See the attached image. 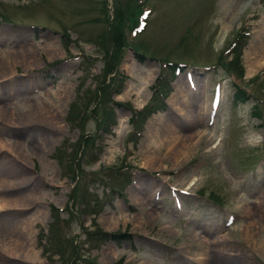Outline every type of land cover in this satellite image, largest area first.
<instances>
[{
    "label": "rangeland",
    "instance_id": "374dc122",
    "mask_svg": "<svg viewBox=\"0 0 264 264\" xmlns=\"http://www.w3.org/2000/svg\"><path fill=\"white\" fill-rule=\"evenodd\" d=\"M135 3L149 11L131 36ZM117 9L132 14L109 75ZM181 91L206 102L194 126L163 106ZM167 126L195 139L179 163ZM0 204V264H264V0H0Z\"/></svg>",
    "mask_w": 264,
    "mask_h": 264
},
{
    "label": "trees",
    "instance_id": "16d2710c",
    "mask_svg": "<svg viewBox=\"0 0 264 264\" xmlns=\"http://www.w3.org/2000/svg\"><path fill=\"white\" fill-rule=\"evenodd\" d=\"M135 6H136V9H134V15L131 16V18L129 19L130 24H131V28H133L138 23L139 12L141 11V7L139 5H137L135 3ZM130 15L128 13L124 15L122 10L117 9L116 12L114 13V16H115L114 21H112L110 23L108 34L107 35L105 34V37H107L108 40L110 41L111 50H114L113 52L109 53L107 56V59H109L112 62L110 65H108L107 74H111L115 70V66H116L115 64L120 59V56H119L120 50L122 47L124 48L127 45V42L123 41V32H122V25L120 23V20H122L124 18V16L130 17ZM246 40H247L246 33H243V34L239 33L237 36L234 37V39L230 43L231 49H233V48L235 49L237 47H239V48L244 47ZM240 50L241 49L237 50L239 52V54H240ZM239 54L237 55L236 58L231 59L230 63H232L234 61L235 62L238 61L239 57H240ZM122 85L123 84L119 85V83L115 84L114 78L108 77V80H104L99 85L98 95L100 96L103 93H105L107 90H110V92H111L110 101H112V95L116 94V93H120L122 90ZM156 88H157V84H156ZM98 95L96 96V100L98 99ZM249 97H250L249 94H247V92L241 86H236L235 97H234L236 103L245 102L246 100L249 99ZM93 109H95V108H93ZM255 109L253 111L254 116L255 117H261V110L259 108L257 109V107H255ZM75 111H76V113H75ZM141 111H144L145 116L148 115L146 110H138V112H141ZM68 113H70L69 121L74 120L73 116H75V118H80V116L78 114L79 112H78V110H76V106L74 103L70 104ZM139 114H141V113H139ZM107 115H109V112ZM129 121H130L132 126H134V127L136 126L135 122H134V115L129 119ZM104 124L107 125V123H104ZM83 129L84 128L82 127L81 130L83 131ZM83 136H84L83 137V143L82 144L79 143L80 145H82V148L80 149V155L84 151V149H86L88 147V145H91L93 143V138L91 135L87 136V134H83ZM75 163H76L75 168H74L73 174L71 176L72 180H75V177L77 176V172H79V170H80V168L78 167V164H79L78 160ZM80 171H82V170H80ZM79 190H80L79 184L76 181V183L73 187V194H75V193L79 194ZM53 210L55 213H58L55 208H53ZM54 218H55V216H54ZM98 232H100L102 234V236L105 238H107V237L115 238L116 237L115 234H110V233L104 232L100 229L98 230ZM91 235H94V231H88L86 233V236L89 238H91L90 237Z\"/></svg>",
    "mask_w": 264,
    "mask_h": 264
},
{
    "label": "bare ground",
    "instance_id": "6f19581e",
    "mask_svg": "<svg viewBox=\"0 0 264 264\" xmlns=\"http://www.w3.org/2000/svg\"><path fill=\"white\" fill-rule=\"evenodd\" d=\"M235 17H236V15L234 13H231L228 16L227 21L223 25L222 30L220 32L219 40L221 42H223V40L226 38L227 34L229 33V31L233 27L231 25L234 24ZM52 50L54 52H57V49L55 48L54 45L52 46ZM14 58H15V60H14L15 62L20 61L27 68L31 67L32 65H34V63H36V54L33 50H22L20 55L15 56ZM32 60L34 62H32ZM255 63H256V61H255ZM5 64H7V62ZM5 64L3 63V65H5ZM251 64L253 67H255V64L253 62H251ZM59 96H61V95H59ZM179 98L180 99L171 100V102H170L171 108L178 111L184 117V119L186 118L188 123L192 126H194L195 123L197 124V122H201V119L195 120L194 118H196V117L198 118L199 115L201 116L202 112L206 108V102H203L204 100H199V101L191 103V101L188 100L186 91H181L179 94ZM197 99H198V97H197ZM144 102H145V100L144 101L142 100L143 104H144ZM195 115H197V116L194 117ZM52 119H55L53 115L49 119L53 123ZM167 127H168L167 133L169 134L170 140L171 139L173 140L172 143H170L168 145L169 147H171L174 144L175 140L180 141V138H183L182 142L180 141L178 146L173 148L174 150L173 149L171 150L173 160L175 161V163H179L180 159H186L187 157H189V153L195 145V139L193 136H188V137L180 136L179 135L180 132L179 131L177 132V130L173 128L174 126H172V127L167 126ZM156 157L157 156H154L153 158L151 157L150 160L147 161V163H149V165H153L155 160H156ZM0 206H1V204H0ZM218 263H220V262H218Z\"/></svg>",
    "mask_w": 264,
    "mask_h": 264
}]
</instances>
